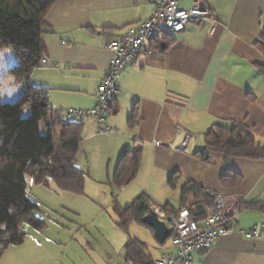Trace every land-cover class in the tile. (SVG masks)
Wrapping results in <instances>:
<instances>
[{"label": "crops", "instance_id": "1", "mask_svg": "<svg viewBox=\"0 0 264 264\" xmlns=\"http://www.w3.org/2000/svg\"><path fill=\"white\" fill-rule=\"evenodd\" d=\"M192 1L183 0L182 6L189 7ZM201 1L215 13V21L188 24L173 34L163 51L149 52L148 46L123 69L117 111L109 118L114 130L102 132L92 117L84 119L81 146L88 173L96 179L113 177L123 153L142 145L131 192H148L160 218L165 213L161 206L169 203L178 209L182 185L189 180L223 195L231 208H238L242 201L264 199V158L213 152L204 161L196 154L205 147V134L212 125L233 120L245 121L264 143V74L259 70L264 55L254 44L264 25V0ZM155 2L57 0L45 15L46 62L32 71L30 82L48 88L55 111L92 108L112 57L105 45L120 39L130 25L150 17ZM17 63L12 49H0V78H4L1 72ZM7 75L5 90L0 91L5 100L14 101L25 83ZM134 111L138 120L131 128ZM173 173L180 176L176 188L168 183ZM225 175L230 179L227 183ZM261 222V210L240 209L234 232L210 250L193 253L194 264H264V234L257 239L243 235ZM140 226L144 237H134L156 245L155 255L149 252L154 259L175 250L169 242L159 243L151 228ZM108 259L106 264H123L113 255Z\"/></svg>", "mask_w": 264, "mask_h": 264}, {"label": "trees", "instance_id": "2", "mask_svg": "<svg viewBox=\"0 0 264 264\" xmlns=\"http://www.w3.org/2000/svg\"><path fill=\"white\" fill-rule=\"evenodd\" d=\"M56 1L0 0V49L10 48L15 52L18 63L9 69V73L25 83L21 96L14 101L5 100L0 91V258L9 246L24 242L26 233L21 228L24 220L37 230L45 227V221L34 214L41 207L28 193V177L36 183L50 178L59 190L77 195L85 191L88 173L77 165L84 119H67L63 110L55 111L49 102L48 88L33 85L29 80L32 71L44 64L45 15ZM172 36L152 41L150 49L157 53L163 51ZM254 44L264 55V25ZM259 70L264 74V65H259ZM26 108L30 109L28 115L24 114ZM116 111L115 106L113 113ZM137 120L134 111L129 118V127H134ZM213 152H222L228 157L260 159L264 158V143L256 138L245 121L233 120L229 124L212 125L205 134V147L196 154L209 161ZM142 154V145L123 153L113 175L117 186L134 181ZM179 180V174L173 173L168 183L176 188ZM229 180L228 175L223 177L225 183ZM232 182L236 183V180ZM215 195L216 192L189 180L182 185L178 209L169 203L159 209L171 216L188 208L194 219L202 221L207 216V209L213 206ZM239 208L259 209L264 213V199L242 201ZM113 211L117 225L129 233L132 222L148 227L143 219L155 211V206L150 194L144 191L127 206L114 199ZM147 249L144 241L129 237L125 261L128 264H155L156 259Z\"/></svg>", "mask_w": 264, "mask_h": 264}, {"label": "rangeland", "instance_id": "3", "mask_svg": "<svg viewBox=\"0 0 264 264\" xmlns=\"http://www.w3.org/2000/svg\"><path fill=\"white\" fill-rule=\"evenodd\" d=\"M1 74L4 78H0V89L5 90L6 77L10 73ZM52 101L49 98L50 104ZM29 113L30 109H25L24 114ZM77 161L88 173L83 146ZM28 181V193L41 207L34 214L45 221V227L37 230L24 220L21 223L26 233L24 242L9 246L0 258V264H106L110 263L107 258L111 255L115 261L121 258L126 264L125 245L129 237L142 236L139 230L142 227L132 222L129 233L121 229L116 223L113 205L114 199L122 206L133 203L142 192L132 194L133 181L122 189L114 183L112 176L99 180L88 173L85 191L80 195L59 190L50 178L43 183H36L31 177ZM171 202L176 204L175 200ZM146 243L147 251L155 255L156 245L151 240Z\"/></svg>", "mask_w": 264, "mask_h": 264}, {"label": "built area", "instance_id": "4", "mask_svg": "<svg viewBox=\"0 0 264 264\" xmlns=\"http://www.w3.org/2000/svg\"><path fill=\"white\" fill-rule=\"evenodd\" d=\"M182 1L156 0L150 17L130 25L120 39L105 45L112 57L108 70L97 87L96 104L92 108L70 107L63 110L67 119L92 117L100 131L108 133L114 130L109 125V118L121 90L119 80L123 69L133 63L152 41L181 32L188 24L202 25L216 20L215 13L205 7L201 0H193L189 7H183ZM148 50L153 52L150 48ZM239 210V206H227L226 198L217 193L213 206L207 209V216L202 221L194 219L188 208L180 209L176 215L164 213L161 219L171 229L168 242L175 250L163 252L155 260V264H194L193 253L210 250L219 239L234 232ZM263 234L264 222L243 231L244 236L253 239L260 238Z\"/></svg>", "mask_w": 264, "mask_h": 264}, {"label": "water", "instance_id": "5", "mask_svg": "<svg viewBox=\"0 0 264 264\" xmlns=\"http://www.w3.org/2000/svg\"><path fill=\"white\" fill-rule=\"evenodd\" d=\"M143 221L148 227L153 229L159 243L164 244L168 240L171 235V229L168 223L161 219L156 212L147 214Z\"/></svg>", "mask_w": 264, "mask_h": 264}]
</instances>
